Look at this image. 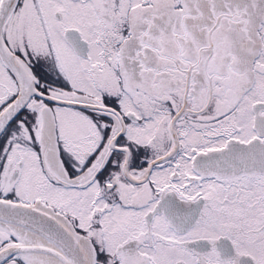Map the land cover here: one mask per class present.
<instances>
[{
	"label": "snow or ice",
	"instance_id": "1",
	"mask_svg": "<svg viewBox=\"0 0 264 264\" xmlns=\"http://www.w3.org/2000/svg\"><path fill=\"white\" fill-rule=\"evenodd\" d=\"M0 264H264V0H0Z\"/></svg>",
	"mask_w": 264,
	"mask_h": 264
}]
</instances>
